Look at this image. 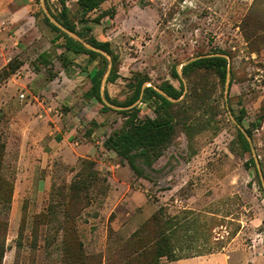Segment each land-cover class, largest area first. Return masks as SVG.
Here are the masks:
<instances>
[{"label":"rangeland","instance_id":"obj_1","mask_svg":"<svg viewBox=\"0 0 264 264\" xmlns=\"http://www.w3.org/2000/svg\"><path fill=\"white\" fill-rule=\"evenodd\" d=\"M64 2L76 31L109 44L106 64L65 50L40 0H0V70L12 59L21 62L0 83V178L13 185L10 203L0 205V220L8 224L2 264H105L112 256L123 258L136 248L133 236L143 235L142 226L159 211L188 229L179 232L180 254H205L159 264H223L216 258L264 264V192L227 110L235 120L241 115L236 122L251 131L264 174V0H102L90 12L78 0ZM44 3L61 20V0ZM216 51L228 57L227 96L225 80L215 74L192 76L207 87L202 109L184 113V96L173 103L194 129L176 128L146 170L148 179L104 148L125 123L119 112L128 109L103 111L98 101L85 99L90 76L103 68L106 73L114 60L117 78L106 82L103 96L106 90L111 100L124 103L137 77L149 79L145 87L167 82L179 89L172 71ZM154 106L140 98L133 108L144 120L155 117ZM83 160L94 162L100 181L73 191L78 174L85 173Z\"/></svg>","mask_w":264,"mask_h":264},{"label":"trees","instance_id":"obj_2","mask_svg":"<svg viewBox=\"0 0 264 264\" xmlns=\"http://www.w3.org/2000/svg\"><path fill=\"white\" fill-rule=\"evenodd\" d=\"M102 0H78L79 6L84 12H90L95 10ZM64 0H61L62 12L61 20H57L62 26L71 32L76 33L79 37L85 40L96 49L107 52L112 56V51L109 48L107 42L97 41L93 37H89L82 32H78L75 29V25L69 20L67 16V9L64 5ZM98 20V19H97ZM46 21H48L46 19ZM50 28L58 33L59 38L64 40L63 47L65 50L73 52L74 54L88 55L90 60H94L100 57L104 64L106 59L102 55L92 52L84 48L81 44L70 38L60 30H58L52 24H49ZM90 31V28H86ZM211 54H224L221 51H216ZM207 55V54H205ZM200 56V55H199ZM227 59L223 57H207L187 65L182 66L181 73L183 78L187 81V92L183 82L176 72L172 71V76L179 82V89L172 84L164 82L158 86L160 90L165 92L169 97L178 100L183 97L184 101L188 102V105L184 109V113L189 115L193 114L197 110L202 109L204 102L202 101V91L206 92V86H200L192 80V76L196 72L213 73L221 81L224 82L227 70ZM21 67V62L12 59L0 70V83L7 80L12 74H14ZM105 74V69H100L93 76H90L91 87L85 93L84 98L87 100L95 99L103 106V111H107L108 107L104 105L100 95V83ZM117 78V72L115 70V61L113 60L111 72L107 79V82L112 83ZM149 79L145 76L137 77L133 88L132 97L124 102L118 103L109 98L107 91L104 90V97L107 102L112 105L120 107H130L135 102L140 100L142 103H154V118H146L140 120L138 118V108H131L126 111L119 112L126 117L125 123L121 129L115 130L104 141L103 146L106 150L113 151L121 159L123 163H126L129 168L139 177L148 179L146 170L152 168L154 162L162 156L164 149L171 142L176 128H180L189 131L194 129L190 125H186L185 121L179 118V114L174 110L177 104L168 101L164 96L159 94L154 87H143L145 82ZM238 122H241L242 116L235 117ZM208 122H198L197 127L205 126ZM199 130V129H198ZM247 134L252 137L250 130L245 129ZM252 139V138H251ZM237 143L240 149L246 153L250 152L249 144L244 135L237 129ZM3 146H0V165L2 162V150ZM248 163L254 165L253 159L250 158ZM94 162L89 160L82 161V169L85 171L83 174H78L79 183L72 184L73 191L86 190L92 183L100 181L99 173L93 169ZM264 176V174H263ZM12 183L10 180H4L0 178V188L4 187L5 194L0 195V205L9 204L12 196ZM73 199V198H71ZM161 211L155 213L151 219L145 223L141 228V236H133L136 245L133 253L123 255V258L117 260L112 256L105 264H159L160 260L165 258L168 262H174L182 259H188L195 256H202L205 254L196 253L195 256H188L180 254L181 247H178L180 242L179 232L182 230L181 221L175 217L170 219H164L160 214ZM7 221L0 220V264H2L4 254L6 251L5 237L7 233ZM140 234V233H139ZM22 247V244L17 241V251ZM73 264V263H72Z\"/></svg>","mask_w":264,"mask_h":264},{"label":"water","instance_id":"obj_3","mask_svg":"<svg viewBox=\"0 0 264 264\" xmlns=\"http://www.w3.org/2000/svg\"><path fill=\"white\" fill-rule=\"evenodd\" d=\"M40 3H41V8H42V11L43 13L45 14V16L47 17V19L49 20V22L55 26L58 30H60L61 32H63L64 34H66L67 36H69L70 38L74 39L76 42H78L79 44H81L84 48H86L87 50H90L92 52H95V53H98L104 57H107L109 58V54L105 51H102L100 49H96L94 48L92 45H90L89 43H87L85 40H83L81 37H79L76 33L74 32H71L69 31L68 29H66L64 26H62L60 23H58L57 21H55L52 16L48 13L47 9H46V6H45V3H44V0H40ZM207 57H223L225 59H228V57L226 55H223V54H207V55H200V56H197L195 58H192V59H189L187 61H185L183 63L182 66L184 65H187L189 63H192L194 61H197V60H200V59H203V58H207ZM111 72V61L109 62V65H108V69L104 75V77L102 78L101 80V83H100V95H101V100L102 102L104 103V105H106L107 107H110L112 109H116V110H126V109H131L135 106L136 103H134L132 106L130 107H125V108H117V107H113L112 105H110L104 98L103 96V88H104V85L106 84L107 82V79L109 77V74ZM177 73L178 75L180 76L182 82L185 84L184 82V79L182 78L181 76V72L178 71L177 69ZM229 78H230V67L229 65H227V70H226V76H225V97L227 96V93H228V88H229ZM142 88H145V85H143ZM154 89L159 93L161 94L162 96H164L168 101L170 102H177L178 100L176 99H173L171 97H169L165 92H163L162 90H160L159 88H156L154 87ZM186 92V86H185V91L184 93ZM227 110H228V115H229V118L230 120L232 121V123H234V125L240 130V132L244 135V137L246 138L248 144H249V147H250V151H251V156L253 158V161L255 163V167H256V171L258 173V176H259V180H260V183H261V186H262V189H263V192H264V176H263V173H262V170H261V167H260V164H259V161H258V157L256 155V151L254 149V146H253V143H252V139L251 137L247 134V132L245 131V129L243 127H241L237 122L236 120L234 119L233 115L231 114V112L229 111V108L227 106Z\"/></svg>","mask_w":264,"mask_h":264},{"label":"crops","instance_id":"obj_4","mask_svg":"<svg viewBox=\"0 0 264 264\" xmlns=\"http://www.w3.org/2000/svg\"><path fill=\"white\" fill-rule=\"evenodd\" d=\"M213 256H214V255H213ZM199 258H200V257H199ZM232 258H233V257H232ZM192 259H193V258H192ZM209 260H211V259H209ZM214 260H215V261L219 260V261H221L223 264H226V263L229 264V263H230V262H228V261H225V263H224L223 259L220 260V259H217V258H216V259H214ZM231 260H232V259H231ZM178 261H182V260H178ZM215 261H214V262H215ZM231 263H232V261H231Z\"/></svg>","mask_w":264,"mask_h":264},{"label":"built area","instance_id":"obj_5","mask_svg":"<svg viewBox=\"0 0 264 264\" xmlns=\"http://www.w3.org/2000/svg\"><path fill=\"white\" fill-rule=\"evenodd\" d=\"M21 97H23V95H21Z\"/></svg>","mask_w":264,"mask_h":264}]
</instances>
